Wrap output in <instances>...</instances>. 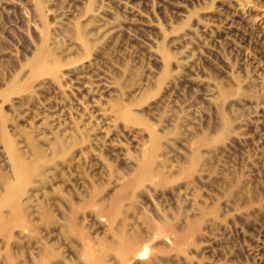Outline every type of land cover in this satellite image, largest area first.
Segmentation results:
<instances>
[{
  "label": "rangeland",
  "instance_id": "obj_1",
  "mask_svg": "<svg viewBox=\"0 0 264 264\" xmlns=\"http://www.w3.org/2000/svg\"><path fill=\"white\" fill-rule=\"evenodd\" d=\"M0 264H264V0H0Z\"/></svg>",
  "mask_w": 264,
  "mask_h": 264
},
{
  "label": "bare ground",
  "instance_id": "obj_2",
  "mask_svg": "<svg viewBox=\"0 0 264 264\" xmlns=\"http://www.w3.org/2000/svg\"><path fill=\"white\" fill-rule=\"evenodd\" d=\"M125 112H127V111H125ZM127 117H128V116H127ZM150 159H151V158H150ZM150 159H149V160H150ZM147 163H148V162H147ZM133 242H134L133 240H129V241L125 242V245H126V246H124V247H126V248H131V247L133 246ZM130 251H131V250H130ZM146 251H147V249L145 248L143 251L136 252V253H135V256H136V257L141 256V255H142L143 253H145ZM124 252H125V250H124ZM122 254H123V253H122ZM126 254H127V253H126ZM126 254H125V255H126Z\"/></svg>",
  "mask_w": 264,
  "mask_h": 264
}]
</instances>
